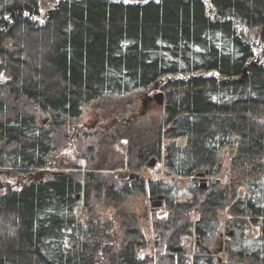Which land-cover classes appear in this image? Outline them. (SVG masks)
I'll list each match as a JSON object with an SVG mask.
<instances>
[{
	"label": "trees",
	"instance_id": "1",
	"mask_svg": "<svg viewBox=\"0 0 264 264\" xmlns=\"http://www.w3.org/2000/svg\"><path fill=\"white\" fill-rule=\"evenodd\" d=\"M244 30L264 44V0H0V170L19 183L0 196V264H264V53ZM88 108L130 121L82 130L83 173L54 171ZM121 140V169L156 158L165 177L105 174ZM145 196H164L151 235Z\"/></svg>",
	"mask_w": 264,
	"mask_h": 264
},
{
	"label": "rangeland",
	"instance_id": "2",
	"mask_svg": "<svg viewBox=\"0 0 264 264\" xmlns=\"http://www.w3.org/2000/svg\"><path fill=\"white\" fill-rule=\"evenodd\" d=\"M244 32H245V35L247 36L248 40H251L253 45H255V47H256L255 48L256 55L260 56L261 54H263L264 53V44L263 45L261 44V42L259 40L258 33L255 32V31H245V30H244ZM159 93L160 92H157L155 94H152L151 96L154 97V95L159 94ZM145 98L146 97H144L143 99L140 100V103H139V106H138V110H137L136 113L140 114V116H142V117L144 116L149 121V120H152L153 118H157L159 115H161L162 112H163V108L162 107H158L157 108L155 105L154 106L151 105L149 107V109H144L143 100ZM130 116L131 115H127L126 118L128 119ZM99 117L102 118L101 115H99V113L94 108H92V109H90V108L84 109L81 122H82V124H84L83 126L87 125L90 128H92L91 126L96 122V120ZM43 120H45V119L42 118L40 121H43ZM113 120H115L114 117L108 119L107 121L109 123H111V122H113ZM86 132L90 133L92 131L91 130H87ZM90 144H91L90 142L85 141L84 144H82L80 146V152H82L83 150L87 149L90 146ZM111 151L112 152L107 151L108 154L105 153L104 155H102L103 158L105 160L114 158L116 164L117 163L118 164H122L121 162L124 161V155L127 152V141H122L121 140L119 145H117ZM97 152H100V151L97 150ZM59 153H65L67 155V154H70L71 152H69L68 150L65 151V150L61 149ZM99 154H101V153H99ZM232 156H233V150L232 149L226 150L224 152V154H223V159H224V162H225V168L226 169L228 167V164H229ZM96 161H99V159H97ZM82 164L83 163L81 162L80 166H83ZM148 164H149V162H148ZM148 164H147L146 169H144V171L141 172V174L131 173L130 171H126L124 169L118 168L121 165L120 166L117 165V168H115V170H114L115 171V175H113V176H115L117 179H122V180H125V181H128V182L129 181L131 182L134 178H138L141 175L145 179H148V180L160 179V178H164L165 177L164 173L162 172V167H163L162 164H157L155 168H149ZM54 171H60V170L59 169H54ZM105 171L106 172H113L112 169L111 170H107L106 169ZM2 172H3V175H1L2 177L0 178V182L2 181L3 183H6V182L12 183L13 187L16 188L15 187L16 180L14 178L12 179L11 176L7 175V170H3ZM44 173L47 175L46 171ZM125 177H126V179H124ZM219 179L221 181H224L225 174H223ZM200 183H201V185L206 184V186H207V181L201 180ZM125 184H127V183H125ZM188 185H189V180H182L181 184H180V187H181L180 190L182 192L185 191L186 188L188 187ZM4 194H5V191L0 189V196L4 195ZM132 202H133L134 207L137 210L140 218L143 221V226L145 227L144 230H146V231L150 230L149 234L151 235V232H152V230H151V215L154 212V210H156V209H154L153 206L151 205V203L149 202L148 196L140 197V198L139 197L138 198H134V200H132ZM79 206H81V207L83 206L82 197L79 200ZM162 215L163 214H160V216H162ZM227 223H228L227 215L226 214H222V216L220 217V229H219L222 234L228 233V231H229V229L227 227ZM151 237L152 236H149V239H151ZM190 243H192V242L187 241V244H190ZM215 251H216V256L218 257V259H220V260L225 259L224 254H222V252H223V244H221Z\"/></svg>",
	"mask_w": 264,
	"mask_h": 264
},
{
	"label": "flooded vegetation",
	"instance_id": "3",
	"mask_svg": "<svg viewBox=\"0 0 264 264\" xmlns=\"http://www.w3.org/2000/svg\"><path fill=\"white\" fill-rule=\"evenodd\" d=\"M160 93H162V92H160ZM150 97H152V96L150 95ZM151 105L152 106L155 105L157 108L158 107H162L163 108L164 107V99H163V104L162 105L158 104L157 101H155V100L148 101L147 105H146V109H149V107ZM129 121H130V119H126V120H122V121L118 120V119H115V120H113V122L109 123L108 121H104L102 118L99 117L96 120V122L91 126L92 128H90L87 125L83 126L84 124H82L81 120H79L77 122L76 126L72 127L70 130L67 131V135L69 137V143H68V145L66 144V146L63 149L65 151L68 150L69 152H71V150L74 149V163H72L69 168H66L65 160H66L67 156L70 155V154L66 155L65 153H62L63 159H61L62 160V166L60 167V172L83 173V171L81 170V166H80V163L82 162L81 155H80V146H81V139H80L81 136H80V134H81L82 130H85V131L91 130L92 132H90V133L87 132V136H86L87 137L86 139H91V138L94 137L93 134H95V135H97L98 133H101V135L106 134V133L110 132L112 129H115V128L119 127L122 124L129 123ZM122 141H125V140H122ZM157 164H158V162H157ZM119 166H120V164H119ZM120 167H118V168H120ZM2 171H3V169L0 170L1 174L3 173ZM104 173L105 174H109V173L115 174V171L114 172H104ZM1 177L2 176L0 175V178ZM12 179H13V177H12ZM124 179H126V177ZM201 180L202 179L200 178V181ZM17 181L18 180H16V183H15V187L16 188L19 185V183ZM124 182L129 184L130 181L129 182L128 181H124ZM0 189L4 190L5 193H7L8 191L13 190L14 187H13L12 183H9V182L3 183L1 181L0 182ZM158 197H160V196H158ZM80 198H81V196L78 197V200H80ZM148 200H149V202L152 205L157 200V198L148 196Z\"/></svg>",
	"mask_w": 264,
	"mask_h": 264
},
{
	"label": "water",
	"instance_id": "4",
	"mask_svg": "<svg viewBox=\"0 0 264 264\" xmlns=\"http://www.w3.org/2000/svg\"><path fill=\"white\" fill-rule=\"evenodd\" d=\"M163 99H164V94L163 93H159V94H156L154 95V97H146L144 100H143V104H144V109H146V105H147V102L148 101H152V100H155L157 101L158 104L162 105L163 104ZM157 165V159L156 158H153L149 164H148V167L149 168H155ZM202 180L206 181V178H205V175H200L199 176ZM202 188H206V184H203L202 185ZM163 201H164V196H160L158 197V199L152 204L153 208L154 209H159L162 207L163 205ZM230 236H232V233L229 234ZM183 248H179L177 249V251H182Z\"/></svg>",
	"mask_w": 264,
	"mask_h": 264
}]
</instances>
